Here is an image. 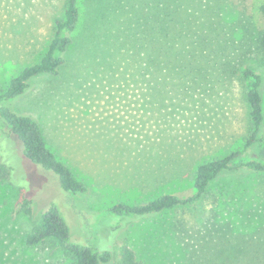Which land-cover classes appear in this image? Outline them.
Returning a JSON list of instances; mask_svg holds the SVG:
<instances>
[{
  "label": "rangeland",
  "instance_id": "1",
  "mask_svg": "<svg viewBox=\"0 0 264 264\" xmlns=\"http://www.w3.org/2000/svg\"><path fill=\"white\" fill-rule=\"evenodd\" d=\"M263 3L82 0L59 73L34 78L7 104L40 122L49 146L90 192L64 191L56 174L24 156L14 135L0 139L16 162L11 178L0 179V264H73L51 241L26 244L51 206L63 213L73 241L116 253L127 245L145 264H219L245 241L264 251V173L225 171L200 210L130 219L108 210L188 195L200 164L237 150L238 163L264 159V143L245 147L253 121L244 76L247 68L263 75L264 100ZM65 4L0 0V89L42 59ZM215 213L208 228L217 233L206 243L204 219Z\"/></svg>",
  "mask_w": 264,
  "mask_h": 264
},
{
  "label": "trees",
  "instance_id": "2",
  "mask_svg": "<svg viewBox=\"0 0 264 264\" xmlns=\"http://www.w3.org/2000/svg\"><path fill=\"white\" fill-rule=\"evenodd\" d=\"M82 0H66L64 16L55 24V33L42 59L25 67L17 76L12 78L9 84L0 89V139L14 135L22 146L24 156L51 171L58 176L61 188L66 192L77 194H88L90 187L87 182L78 178L73 169L60 159L49 146L40 122L33 116L18 113L7 102L23 95L31 86V81L41 75H57L66 63L63 54L73 43V35L82 20ZM260 12L264 17V3L260 6ZM147 18H149L147 16ZM142 20V19H140ZM148 19L144 18L142 27L145 30ZM149 28L146 37L149 38ZM259 43L264 47V30L261 31ZM244 76L250 79L247 100L251 109L253 121V132L246 142V149L264 143L262 133L264 123V100L261 92L263 75L253 68H247ZM7 140V139H6ZM264 153V152H263ZM243 151H234L225 157L202 163L198 166L194 191L188 195L177 193H165L142 204H128L119 202L108 208L114 214L142 218L177 209L179 207L196 210L201 207L208 196L213 182L225 171L247 169L251 172L264 173V159L249 160L238 163ZM16 169V162L10 161L6 150L0 146V179L11 178ZM33 201L25 199L23 206L28 213ZM200 210V209H199ZM38 224L28 233L26 244L37 246L51 241L57 247L71 255L73 264H145L139 261L135 252L127 245L120 248L119 253L110 249H96L92 246L77 243L71 238V228L63 213L56 206L44 210L39 215ZM217 214H211L204 219V238L206 243L216 235L213 228H208L211 220ZM199 231V228L193 227ZM198 234V232H196ZM209 237V239H208ZM220 239L229 242L228 237L222 234ZM242 252H239V251ZM241 256V257H240ZM213 264L212 259L206 263ZM219 264H264V251L259 243L246 242L241 249L234 248L229 257L220 255Z\"/></svg>",
  "mask_w": 264,
  "mask_h": 264
}]
</instances>
